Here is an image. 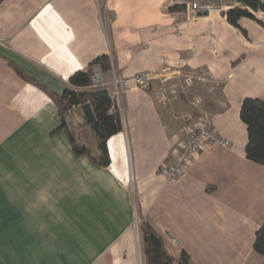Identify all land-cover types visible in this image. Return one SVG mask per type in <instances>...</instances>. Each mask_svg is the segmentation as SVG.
Listing matches in <instances>:
<instances>
[{
	"label": "crops",
	"instance_id": "obj_1",
	"mask_svg": "<svg viewBox=\"0 0 264 264\" xmlns=\"http://www.w3.org/2000/svg\"><path fill=\"white\" fill-rule=\"evenodd\" d=\"M168 2L0 3V264H146L132 194L175 260L184 251L191 264H263L253 242L264 223V165L245 158L239 111L245 98L264 101V14H254L258 23L238 20L242 33L220 14L187 20ZM102 55L110 59L105 74L114 69L125 91L106 169L73 153L54 102L18 74L59 96ZM145 71L167 79L204 71L215 87L211 125L230 149L205 148L166 182L159 169L194 109L138 87L132 78ZM64 120L96 158L90 107Z\"/></svg>",
	"mask_w": 264,
	"mask_h": 264
},
{
	"label": "trees",
	"instance_id": "obj_2",
	"mask_svg": "<svg viewBox=\"0 0 264 264\" xmlns=\"http://www.w3.org/2000/svg\"><path fill=\"white\" fill-rule=\"evenodd\" d=\"M4 0H0V3ZM241 8H233L226 12V21L231 26L239 29L238 20L248 19L258 23L254 14H264V1L262 0H231ZM174 10L175 8H171ZM264 29V21L260 23ZM99 66L104 73L110 70V59L102 55L95 58L86 71H77L68 79V87L64 88L61 95L49 93L43 86L32 79L18 74L28 84L42 91L57 107L60 118V129L67 134L73 153L76 156H87L94 166L106 169L110 165L106 143L109 138L121 132V121L118 115L109 114L111 99L105 91H90V68ZM88 105L93 114V122L89 130L96 139V147L99 155L94 158L90 151L82 145L75 143L72 132L67 129L64 117L73 108ZM240 121L245 125L247 132V144L245 158L256 165H264V101L245 98L241 102L239 111ZM141 233L144 242V255L146 264H191L189 256L182 251L177 260L171 257L164 246L160 235L148 224L141 225ZM253 250L263 259L264 264V223L255 232Z\"/></svg>",
	"mask_w": 264,
	"mask_h": 264
},
{
	"label": "built area",
	"instance_id": "obj_3",
	"mask_svg": "<svg viewBox=\"0 0 264 264\" xmlns=\"http://www.w3.org/2000/svg\"><path fill=\"white\" fill-rule=\"evenodd\" d=\"M225 0H169L170 8L181 9L187 20H194L199 15L220 14L223 18L226 17V12L231 7L224 6ZM201 74H189L181 79L175 77L173 79L161 78L153 72H141L132 78V81L142 90L152 92L158 100L165 101L177 99L180 94H185L186 90L193 85L194 82L204 81V71ZM160 80V86L156 89L153 87L154 81ZM177 80V81H176ZM179 80H182L180 82ZM124 80L117 75L114 69H111L107 76L102 69L95 65L90 68V91H105L111 99L109 114H117L120 121L124 118L125 108L124 99ZM214 85L208 88V94L214 92ZM200 100L195 98L192 102L193 106L199 105ZM221 109H225V103H220ZM181 139H176L175 148L170 154L168 162L164 163L159 169V175L166 182H173L181 178L192 162L205 148L218 146L223 149H230L231 144L228 140L218 136L211 125L210 115L206 112L192 119L189 116L183 121V127L180 129ZM136 223V221H135ZM173 243H178L176 239H172Z\"/></svg>",
	"mask_w": 264,
	"mask_h": 264
},
{
	"label": "rangeland",
	"instance_id": "obj_4",
	"mask_svg": "<svg viewBox=\"0 0 264 264\" xmlns=\"http://www.w3.org/2000/svg\"><path fill=\"white\" fill-rule=\"evenodd\" d=\"M178 13L183 16L185 19H187L185 13L181 10L178 9ZM202 72H199V74H201ZM190 73H188L189 75ZM203 74V73H202ZM201 74V75H202ZM206 77V74L204 75ZM204 77V79H205ZM184 79V78H181ZM177 81V80H176ZM180 82H182V80H179ZM212 86L210 84H208V82H206V79L201 82H195L193 83V85L191 87H189L185 94H180L177 97V100H179L182 104L187 105V106H191L194 110L192 111L190 108V112L191 114H189L188 116L192 119H196L201 112H206V113H210V105H211V97L213 96L212 94H208V88ZM195 98H198L200 100L199 105L197 106H193L192 102L194 101ZM68 116V113L65 115L64 118H66ZM185 118L182 120L184 121ZM183 123V122H182ZM183 127V124H182ZM181 129V128H180ZM175 182V181H173ZM132 198H133V203H134V208H135V214H136V224L135 226L137 227V229L139 230V233H141V225L145 223V221L143 220L142 216H140L139 212H138V206H137V201L135 196L132 194ZM142 234V233H141Z\"/></svg>",
	"mask_w": 264,
	"mask_h": 264
},
{
	"label": "water",
	"instance_id": "obj_5",
	"mask_svg": "<svg viewBox=\"0 0 264 264\" xmlns=\"http://www.w3.org/2000/svg\"><path fill=\"white\" fill-rule=\"evenodd\" d=\"M199 16H207L206 14H203V15H199Z\"/></svg>",
	"mask_w": 264,
	"mask_h": 264
}]
</instances>
